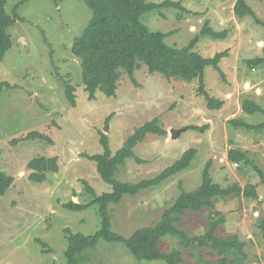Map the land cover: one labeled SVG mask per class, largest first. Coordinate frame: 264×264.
<instances>
[{
  "label": "rangeland",
  "instance_id": "1",
  "mask_svg": "<svg viewBox=\"0 0 264 264\" xmlns=\"http://www.w3.org/2000/svg\"><path fill=\"white\" fill-rule=\"evenodd\" d=\"M172 1H181L191 13L163 9L142 16V22L151 31L168 34L165 42L169 46L188 45L206 22L216 32L228 33L220 40L202 37L195 47L206 58L228 51L220 63L225 79L213 67L205 73L206 90L225 103L220 110L208 108L198 82L169 80L159 73H149L144 64L135 72L137 84L124 73L116 97L108 98L98 92L95 100H90L83 85L81 61L71 51L74 40L82 35L92 16L84 0H27L20 6V19L8 30L12 47L0 64V170L15 179L0 198V264H66V230L92 236L100 229L97 205L79 212L65 207L70 201L88 204L94 199L85 182L97 196L112 189L100 178L96 163L82 156L103 153L100 131L108 135L113 154L136 128L155 118H159V124L167 131L165 137L147 135L134 149L135 155L146 163L128 159L118 168L115 178L126 183L152 179L187 150H198L191 166L177 174L173 184L167 185L172 179L166 180L111 205L113 231L125 238L159 223L165 210L183 191L192 192L200 187L211 152L221 153L218 158L221 165L214 167L210 160V176L222 187L239 180L243 185L248 182L244 175L251 165L242 156L237 157L236 164L229 161L231 149L249 152L248 160L264 171L250 157L251 152H264V129L248 131L228 123L234 118L248 124L264 123V115H248L241 108L245 99L255 100L264 108V26L252 17H237L234 13L237 0ZM246 1L264 22V0ZM20 2L8 0L7 13L13 16ZM255 59L263 62L257 66L249 64ZM65 83L76 88L75 107L67 99ZM173 129L181 130L176 139L172 138ZM35 131L50 137L53 144L36 140L11 145L14 139ZM36 157H58L59 172L50 173L43 183L30 181L27 164ZM256 175L259 180L257 172ZM209 212L205 208L206 216L185 215L184 229L193 235L196 226L209 223ZM37 239L50 252L43 253ZM160 249L169 253L180 247L176 239L166 236L160 242ZM54 250L63 253L56 258ZM195 254L192 257L185 252L184 258L195 264L200 260L199 253ZM87 255L90 260L85 258L87 262L83 260L79 264H167L164 260H138L125 244L104 240L96 249L87 250L84 256Z\"/></svg>",
  "mask_w": 264,
  "mask_h": 264
},
{
  "label": "trees",
  "instance_id": "2",
  "mask_svg": "<svg viewBox=\"0 0 264 264\" xmlns=\"http://www.w3.org/2000/svg\"><path fill=\"white\" fill-rule=\"evenodd\" d=\"M8 0H0V64L6 53L12 47V36L9 28L20 19L18 10L27 0H21L14 10L13 16L6 11ZM92 12L89 24L82 35L74 40L72 54L81 61L82 80L85 91L90 100H95L98 92L108 98L116 97L118 83L123 74H127L134 84L136 70L147 66L149 73H159L166 79H176L188 83L198 82L199 91L205 97L210 110L216 111L224 107V101L213 98L206 90L205 73L207 68L213 67L224 79L226 78L220 68L222 60L228 56V51L217 53L214 57L206 58L195 51L197 43L202 37H211L216 40L225 39L228 33L216 32L206 22L202 30L188 45L178 48L169 46L165 42L168 36L166 33L153 32L143 22L142 16L148 12L160 11L163 9H175L184 13H191L185 8L181 1L166 0L161 3L148 2L147 0H84ZM234 13L240 19L252 17L258 24L264 26V22L257 18L252 6L246 0H237ZM263 60L255 59L249 64L259 65ZM66 96L72 107L76 106V88L70 83H65ZM242 111L248 115L262 114L264 108L252 99L242 101ZM159 118L146 122L135 129L134 133L126 140L123 147L115 154L111 152L109 137L100 131V143L103 153L82 156L96 163L100 178L112 187L108 193L97 196L94 189L87 182L88 192L94 199L88 204L75 203L70 201L65 207L70 211H84L94 205L98 206V214L101 219L100 229L92 236L73 234L66 230L67 247L64 252L66 264H79L90 260L84 256L90 249H96L101 241L121 242L127 246L132 255L138 260L149 262L164 260L167 264H194L187 262L184 253L189 252L192 257L199 253L200 260L195 264H248L246 254V242L241 240L239 235L220 237L217 235L220 227L225 223V216L214 212L213 201L217 198H245L248 201L259 198L257 186L247 184L242 188L234 183L228 187H222L213 182L210 176L212 162L206 165L202 173V184L192 192H182L175 202L165 210L162 219L154 226L139 229L129 238H125L113 231L111 205L122 202L125 196H136L143 190L158 186L169 179L187 170L198 150L191 148L173 165L166 168L162 173L152 179L142 180L138 183H126L115 178L118 168L128 159H134L138 164L146 163L135 155L134 149L142 143L146 136L155 134L167 136V131L159 124ZM230 125L236 129L248 131L264 129L262 124H248L241 119L229 120ZM195 130L204 131V128L194 127ZM47 141L53 144L50 137L41 132H31L22 139L11 141L16 146L22 141ZM245 157V163L254 167L258 173L260 184L264 185V171L252 165L248 156L240 151L231 149L228 158L234 162L238 156ZM30 172L29 180L35 183L47 181L50 173H58L60 170L58 157H36L27 164ZM14 177L7 175L0 170V198L6 195L7 191L14 184ZM205 208H210L209 223L203 234L192 235L184 229V216L187 213H199ZM259 228L264 233V213L260 216ZM171 236L179 243L180 249L165 253L160 249L161 240ZM44 250L48 253L46 245L40 240ZM208 250V251H206ZM206 256L216 258L207 259ZM87 258V261L84 260ZM84 260V261H83Z\"/></svg>",
  "mask_w": 264,
  "mask_h": 264
},
{
  "label": "crops",
  "instance_id": "3",
  "mask_svg": "<svg viewBox=\"0 0 264 264\" xmlns=\"http://www.w3.org/2000/svg\"><path fill=\"white\" fill-rule=\"evenodd\" d=\"M244 153L247 156L249 155V152H244ZM251 153L252 156L250 157H252L254 161L257 162L261 168H264V152H251ZM210 155H211L210 160L213 162L214 167L218 166V164L221 165L222 162L218 160L221 153L211 152ZM242 157L244 160L245 157L244 156ZM232 163L233 164L238 163L237 157L236 160ZM251 167L252 166H250L248 172L245 170L247 175L244 176H246V178L248 179V180L246 179L248 181L246 185L251 183L255 184L257 186L259 198L251 201L247 200V202L245 201V199H243V197H241V201L239 200L240 198H217L216 200L213 201L214 208H212V210L214 212H218L225 216V223L220 227L218 231V233L220 232L222 233V235L220 233L217 235L220 237H229L236 234L239 235L242 238V240L246 242L245 251L246 254L248 255V264H264V233L261 232L258 223V220L261 216L260 213L261 214L264 213V194L262 193L264 185L260 184V179L258 180L256 171ZM212 170L214 171V168ZM243 174H245V172H243ZM240 176L243 178V175ZM239 181L237 182L234 181L228 184L231 185L237 183L242 188H244L246 185H243L242 182ZM173 182L174 180H172L171 183H167V185L173 184ZM241 204L244 205L243 210H241L242 208ZM247 204L249 205L248 208L249 211L246 208L248 207ZM206 209L209 210L210 208H206ZM204 210L205 209H203L199 213L190 212L187 213L186 215L198 214V215L206 216L204 215ZM246 212H249L248 216L246 215ZM252 221H255V224L252 225L253 223ZM207 225L196 226L194 234L196 235L203 234Z\"/></svg>",
  "mask_w": 264,
  "mask_h": 264
},
{
  "label": "water",
  "instance_id": "4",
  "mask_svg": "<svg viewBox=\"0 0 264 264\" xmlns=\"http://www.w3.org/2000/svg\"><path fill=\"white\" fill-rule=\"evenodd\" d=\"M180 133H181V130H174V129L171 130V134H172L173 139H176ZM54 253H55V255H57L56 258H59L60 255H62L63 250H54Z\"/></svg>",
  "mask_w": 264,
  "mask_h": 264
}]
</instances>
